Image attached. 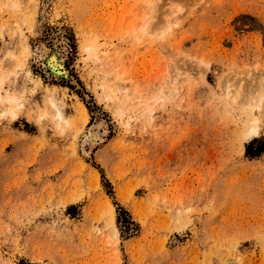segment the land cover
<instances>
[{"label":"rangeland","instance_id":"obj_1","mask_svg":"<svg viewBox=\"0 0 264 264\" xmlns=\"http://www.w3.org/2000/svg\"><path fill=\"white\" fill-rule=\"evenodd\" d=\"M0 264H264V0H0Z\"/></svg>","mask_w":264,"mask_h":264},{"label":"bare ground","instance_id":"obj_2","mask_svg":"<svg viewBox=\"0 0 264 264\" xmlns=\"http://www.w3.org/2000/svg\"><path fill=\"white\" fill-rule=\"evenodd\" d=\"M44 55V54H43ZM45 56V60L49 62V64H51L52 66H55L56 64H58V59H59V55L58 52L56 50H53L52 52H49L47 54L44 55ZM56 69V68H55ZM54 70V69H53ZM62 72V71H61ZM97 134V133H96ZM96 137H93V140H95Z\"/></svg>","mask_w":264,"mask_h":264}]
</instances>
